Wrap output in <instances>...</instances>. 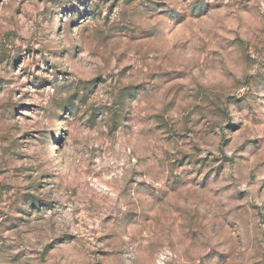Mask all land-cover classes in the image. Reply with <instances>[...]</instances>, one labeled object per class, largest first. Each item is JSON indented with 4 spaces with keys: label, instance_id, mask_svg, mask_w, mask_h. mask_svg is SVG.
<instances>
[{
    "label": "clouds",
    "instance_id": "obj_1",
    "mask_svg": "<svg viewBox=\"0 0 264 264\" xmlns=\"http://www.w3.org/2000/svg\"><path fill=\"white\" fill-rule=\"evenodd\" d=\"M205 2L151 0L146 9L149 0H136L129 11L125 0L115 8L114 0H0V185L10 187L0 193V264H49L53 241L56 264H91L103 249L110 264H264V168L238 145L230 159L213 160L229 121L264 126V0H223L224 13L205 17L225 32L248 28L261 46L249 60L250 45L214 55L201 42L208 62L194 67L227 80L201 85L193 76L184 92L194 99L174 111L163 109L172 99L163 90L146 109L143 91L126 93L130 81L112 66L114 49L131 39L122 25L158 28ZM227 61L243 74H230ZM156 67L163 59L149 60ZM195 105L204 130L181 139L196 124L184 119ZM149 111L168 127L158 130L163 121ZM6 216L26 223L9 230Z\"/></svg>",
    "mask_w": 264,
    "mask_h": 264
},
{
    "label": "rangeland",
    "instance_id": "obj_2",
    "mask_svg": "<svg viewBox=\"0 0 264 264\" xmlns=\"http://www.w3.org/2000/svg\"><path fill=\"white\" fill-rule=\"evenodd\" d=\"M251 2V0H250ZM125 4L129 11H133L137 8L136 0H125ZM116 7V0L112 5V8ZM143 8H151V0L149 3L142 4ZM158 7V6H157ZM204 11L190 17H185L183 21H174L172 17H166L157 27L146 26L137 32L135 29H129L126 25H122L118 30L130 34L131 39H127L121 42L115 49L112 60V66L118 68L116 75L121 78H126L130 82L126 85V93L137 94L143 91L144 96L141 99V103L146 109L149 105L154 107L157 102V97L160 92L164 91V96H171L172 99L163 105V109L175 110L176 107H183L185 101L191 102L194 99L193 95L185 96V89H189L193 86L192 77H199V83L201 85L218 81L220 79L227 80L226 77H222L221 73L206 69L201 75L200 71L194 67L196 63L203 65L208 62V57L205 56L198 49L201 47V42H204L207 51L218 55L219 52L225 51L226 48H232L234 51L244 50L246 45H250L246 48L248 53L247 59L254 60L256 56V48L260 47V42L254 37V34L248 30V28H242L237 34L235 29H229L224 31L223 27L217 28L211 21H206L205 17L209 14L224 13L223 0H206L202 5ZM111 8L109 12H111ZM17 12L19 10L17 9ZM163 16V13H159ZM171 21V22H170ZM231 23L230 19L226 16L224 18V26L226 27ZM252 28H258L259 24L255 19L250 22ZM173 24L175 28L173 29ZM185 24L188 27H185ZM4 25L0 24V28ZM216 29L215 32L212 30ZM223 33L222 39L224 41V47H221L217 42L216 37ZM131 45V47H129ZM219 50V51H218ZM155 58L157 61L163 59L164 68L161 70L159 67L148 70L147 65L150 59ZM227 68L230 74H235L240 77L244 72V67L233 61H227ZM191 69V71H190ZM101 77H95L100 79ZM135 78V82H132ZM152 80H159L160 87H150ZM183 97V99H181ZM199 105H195L193 110L184 117L186 122H191L195 119L196 124L193 127L187 128L183 133H176L181 139L192 135L195 132L203 131L204 125L201 123L202 118H198L196 108ZM155 117L157 120L163 121V117L159 113H151L149 111L148 119L151 120ZM168 127L167 122L156 124V128ZM225 137L222 141L221 147L224 149L222 156H213V160H228L230 157L227 155L228 151L233 145H238L239 148H246L252 154V161L255 163L256 168H264V126L258 124L255 120L242 122L237 125H233L231 121L224 125ZM207 136L211 139L214 136V130L208 131ZM165 151H167V143L164 144ZM195 151H201L198 146L194 147ZM234 154V153H233ZM210 156L213 154L210 152ZM187 159V155L179 157L175 162L181 167L183 161ZM204 161L207 157L203 158ZM200 163V161H197ZM205 167V164L201 163V170ZM10 190L8 185H0V193H6ZM243 196L244 193L242 192ZM43 203V202H42ZM183 204V201H180ZM33 208L37 212L46 211V208L37 207L33 205ZM165 212H174L171 209H165ZM7 227L9 230H14L23 227L26 223L20 217H5ZM91 223V218H84V225ZM84 225H81L83 228ZM65 234H61L56 237V240L64 242ZM75 235L72 234V239ZM56 241L48 244L45 247V251L51 249L52 257L49 264H56V249L54 244ZM67 247V242H65ZM107 249L97 250V257L91 261V264H97L98 261H102L103 264H110V261L106 255Z\"/></svg>",
    "mask_w": 264,
    "mask_h": 264
}]
</instances>
